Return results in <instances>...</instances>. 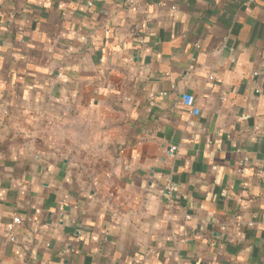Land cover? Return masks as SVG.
Returning a JSON list of instances; mask_svg holds the SVG:
<instances>
[{"label": "crops", "instance_id": "crops-1", "mask_svg": "<svg viewBox=\"0 0 264 264\" xmlns=\"http://www.w3.org/2000/svg\"><path fill=\"white\" fill-rule=\"evenodd\" d=\"M0 264H264V0H0Z\"/></svg>", "mask_w": 264, "mask_h": 264}, {"label": "built area", "instance_id": "built-area-1", "mask_svg": "<svg viewBox=\"0 0 264 264\" xmlns=\"http://www.w3.org/2000/svg\"><path fill=\"white\" fill-rule=\"evenodd\" d=\"M182 101H183V103L186 106H189L191 108V111L193 113H197V110H195V108L193 106V98H192V96L184 95L183 98H182ZM174 150H175V146H170L169 149H168L169 155H171ZM166 190L171 192L173 190V188H172L171 185H167L166 186ZM21 224H22V220H21V218L19 216H13L12 217V220H11L10 224L8 225V227H7V240L10 243L17 242L16 235H15V230H16L17 227L21 226Z\"/></svg>", "mask_w": 264, "mask_h": 264}]
</instances>
